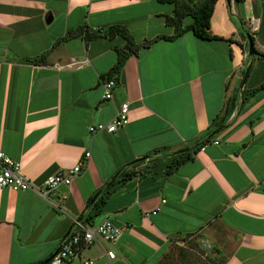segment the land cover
Here are the masks:
<instances>
[{"label":"crops","instance_id":"crops-1","mask_svg":"<svg viewBox=\"0 0 264 264\" xmlns=\"http://www.w3.org/2000/svg\"><path fill=\"white\" fill-rule=\"evenodd\" d=\"M172 10L155 0H0V151L35 186L80 165L70 184L55 191L56 200L65 197L66 214L31 190L0 189V264H45L72 218L88 224L107 218L122 232L114 245H93L66 264H158L174 248L194 251L185 247L189 241L207 248V264H264V89L243 105L240 96L264 80V65L247 59L239 33L247 30L264 54V0L215 2L210 33L224 41L186 31L134 53L119 36L58 42L84 24L93 31L124 26L136 45L168 37L174 30L164 15ZM117 50L128 57L105 101L101 84ZM41 55L43 64L31 61ZM236 96L221 132L193 159L167 177L149 170L120 184L118 173L155 149L183 151L205 142L211 122ZM124 102V127L88 133L90 125L112 121ZM163 162L152 170L160 173ZM100 197V214L90 220L87 204Z\"/></svg>","mask_w":264,"mask_h":264},{"label":"trees","instance_id":"trees-1","mask_svg":"<svg viewBox=\"0 0 264 264\" xmlns=\"http://www.w3.org/2000/svg\"><path fill=\"white\" fill-rule=\"evenodd\" d=\"M155 1H157L160 4L173 5V10L171 15H164L166 25L172 27L174 30L173 35L171 36L168 37L160 36L155 38L154 40L145 41L142 44L136 45L124 26L114 25L108 27L103 31H93L87 25L84 24L77 27L74 30L67 31L66 34L58 40V42H64L71 38L81 37L87 43L97 38L112 39L116 36H119L125 40L127 46L126 49L129 52L134 53L136 52L137 49L141 47H146L152 44L153 42H155L156 40H166V41L175 40L179 38L186 31H192L193 35L200 40H221V41L225 40L221 37H216L210 33L209 22L213 12V7L217 0H201L202 3L199 6H193V7L190 6L194 4L193 0H155ZM240 1L241 0H235V2H240ZM185 20H189L190 22L185 23ZM239 29H240L239 32L240 36L246 42L245 51L247 52L248 46H247V40L245 34H248L249 32L247 30H244L242 27H240ZM252 41L253 43L255 42V39L253 37H252ZM127 57H128V52L117 50V62L108 72V74L103 78V80L115 81L119 76V74L121 73V70L125 64ZM256 57L264 65V54L257 52ZM248 58L250 57L247 55V59ZM31 61L35 64H43L44 55H41L40 57L37 58H32ZM244 71L242 72V77L244 76ZM263 89H264V80L258 85V87L250 91H246L245 89H243L242 92L240 93L242 105L247 101L246 98L247 95L251 97L255 93ZM237 101H238L237 96L228 98L226 100L222 111L223 116L221 119H219V121L215 119L214 121L211 122L208 129L209 135L208 138L205 140V142L196 145L194 148L190 150H183L182 152L181 150L171 152L168 148L165 147L155 149L149 155L132 162L129 165V167L132 168H130L129 170L125 171V168L121 170L117 176V179L121 178L119 180L120 184H123L136 176H140V174L143 172L148 173L149 170L152 171L153 177L155 178H163L172 174L180 165L193 159L194 155L201 148H203L206 144H208L216 137V135L212 136L211 134L214 131L221 129L223 127V125L226 123L228 118L237 108ZM163 159L165 160L164 162L162 161ZM161 161L164 164L161 167L162 171L160 173L157 172L156 170L153 171L152 170L153 168L156 169L158 165L161 166L162 164ZM141 164H145L144 167H142L141 169H134L136 166H139ZM105 194L109 195L110 193L105 192ZM104 199L105 197L102 198L100 197L96 201L92 202V200H90L88 202L87 208L90 209L89 212L90 220L97 217L100 214L101 205L104 203ZM179 257L180 258L184 257L183 251L179 253ZM173 261L174 260L172 254H166L158 264H174Z\"/></svg>","mask_w":264,"mask_h":264},{"label":"built area","instance_id":"built-area-1","mask_svg":"<svg viewBox=\"0 0 264 264\" xmlns=\"http://www.w3.org/2000/svg\"><path fill=\"white\" fill-rule=\"evenodd\" d=\"M74 63V60H71L70 65H67V67L74 65ZM101 85L104 91L103 100H112L117 83L114 80H103ZM128 111V103L119 104L112 121L90 125L88 133H114L127 124ZM85 158H89V153L85 154ZM79 166L76 165L67 172L57 171L49 175L40 186H35L21 174L19 164L0 151V189H9L13 192L31 190L57 212L66 214L65 209L61 205L65 197L56 200L55 191L60 186L70 184L71 178L80 172ZM121 232L122 229L107 218L96 224H88L72 218L69 234L62 240L57 252L45 264H66L77 258L83 249L93 245H114ZM105 255L108 259H114L112 251H106ZM83 264H92V262L84 261Z\"/></svg>","mask_w":264,"mask_h":264},{"label":"rangeland","instance_id":"rangeland-1","mask_svg":"<svg viewBox=\"0 0 264 264\" xmlns=\"http://www.w3.org/2000/svg\"><path fill=\"white\" fill-rule=\"evenodd\" d=\"M194 4L193 5H190L191 7L193 6H199L202 1L201 0H193ZM196 4V5H195ZM238 88V87H237ZM188 244V247L192 248V252H187V250L185 248H180V247H177V248H174L172 251L173 252H176V253H172V256L173 255H176L174 256V260L175 262L177 261V263H189V264H197L198 262L202 263V264H207V261H209V257L207 255H205L204 253L207 251V248L204 246H201L199 247L197 244L195 245L194 244V241H189L185 244V247L187 246ZM183 251V255L184 257H179V253H181ZM188 253V254H187ZM197 254H200L202 255L201 258H199V256ZM187 255V257H186ZM204 261V262H203Z\"/></svg>","mask_w":264,"mask_h":264},{"label":"water","instance_id":"water-1","mask_svg":"<svg viewBox=\"0 0 264 264\" xmlns=\"http://www.w3.org/2000/svg\"><path fill=\"white\" fill-rule=\"evenodd\" d=\"M227 2H229V0H227ZM50 21H51V16L48 17V19L46 20V22L48 23ZM245 37H246L247 46H248V48H247V55L250 58L256 57L257 51L255 50L254 43L252 41L251 35L248 33V34H245ZM250 69H251V62H249L247 64L246 68H245L244 76H243V79H242V87L245 84V82H246V80H247V78L249 76ZM220 132H221V129H218V130L214 131L211 135L214 136V135H217ZM115 178L116 177H113V179L111 180V182L109 183L108 186H110V184L114 181Z\"/></svg>","mask_w":264,"mask_h":264}]
</instances>
